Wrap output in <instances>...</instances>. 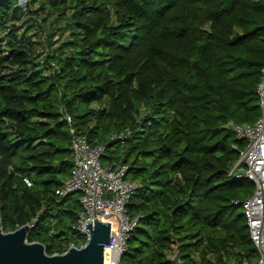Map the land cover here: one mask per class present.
<instances>
[{
  "label": "trees",
  "instance_id": "1",
  "mask_svg": "<svg viewBox=\"0 0 264 264\" xmlns=\"http://www.w3.org/2000/svg\"><path fill=\"white\" fill-rule=\"evenodd\" d=\"M18 1L0 0L3 231L33 224L49 255L85 243L81 194L56 193L72 177L71 124L141 185L123 264H173L175 246L183 264L256 261L233 203L254 185L230 174L246 141L229 122L261 116L264 0Z\"/></svg>",
  "mask_w": 264,
  "mask_h": 264
},
{
  "label": "built area",
  "instance_id": "2",
  "mask_svg": "<svg viewBox=\"0 0 264 264\" xmlns=\"http://www.w3.org/2000/svg\"><path fill=\"white\" fill-rule=\"evenodd\" d=\"M18 4L25 13L38 8L37 4L32 5V0H19ZM257 93L261 109L260 118L253 124H236L230 121L229 125L233 126L238 139L246 141V147L240 152V158L230 174L237 180H248L254 185V192L250 197L242 201L235 200L233 203L243 208L258 258L254 262L247 258L233 259L226 261V264H264V68ZM70 132L72 134L70 148L74 155L72 177L56 193L81 194L82 211L78 224L73 227V230L85 240L80 247H84L91 239L90 231L85 229L87 223L92 221L94 224L95 217L100 221L111 222L110 241L105 246V264L107 251L110 264H123L122 257L127 251L128 240L143 217L142 215L132 217L128 212L130 199L141 185L130 179L129 164L116 162L103 164L106 155L104 145H92L86 136L76 134L71 124ZM130 134V131H123L112 136L111 140L124 141ZM30 226L33 227V224ZM73 247L78 246L71 243L63 253L54 255L65 254ZM171 260L173 264H183L177 246Z\"/></svg>",
  "mask_w": 264,
  "mask_h": 264
},
{
  "label": "water",
  "instance_id": "3",
  "mask_svg": "<svg viewBox=\"0 0 264 264\" xmlns=\"http://www.w3.org/2000/svg\"><path fill=\"white\" fill-rule=\"evenodd\" d=\"M31 229L29 224L10 232H4L0 227V264H105L111 222L95 217L94 224L91 221L85 225L91 234L89 242L60 255H49L41 242H29Z\"/></svg>",
  "mask_w": 264,
  "mask_h": 264
},
{
  "label": "bare ground",
  "instance_id": "4",
  "mask_svg": "<svg viewBox=\"0 0 264 264\" xmlns=\"http://www.w3.org/2000/svg\"><path fill=\"white\" fill-rule=\"evenodd\" d=\"M106 264H110V262H109V251H107V255H106Z\"/></svg>",
  "mask_w": 264,
  "mask_h": 264
},
{
  "label": "rangeland",
  "instance_id": "5",
  "mask_svg": "<svg viewBox=\"0 0 264 264\" xmlns=\"http://www.w3.org/2000/svg\"><path fill=\"white\" fill-rule=\"evenodd\" d=\"M103 164H105V158L103 159ZM251 183V182H250ZM243 209V208H242ZM242 211V210H241Z\"/></svg>",
  "mask_w": 264,
  "mask_h": 264
}]
</instances>
